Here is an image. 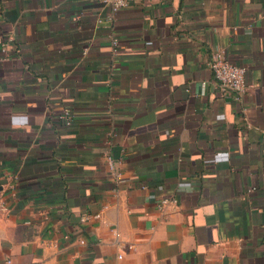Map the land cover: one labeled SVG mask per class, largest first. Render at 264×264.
<instances>
[{
	"label": "crops",
	"instance_id": "obj_1",
	"mask_svg": "<svg viewBox=\"0 0 264 264\" xmlns=\"http://www.w3.org/2000/svg\"><path fill=\"white\" fill-rule=\"evenodd\" d=\"M109 13L0 0V264H264V0Z\"/></svg>",
	"mask_w": 264,
	"mask_h": 264
},
{
	"label": "built area",
	"instance_id": "obj_2",
	"mask_svg": "<svg viewBox=\"0 0 264 264\" xmlns=\"http://www.w3.org/2000/svg\"><path fill=\"white\" fill-rule=\"evenodd\" d=\"M106 5L110 7V13L107 15V21L112 22L115 18L116 12L128 6L133 0H102ZM103 21V20H102ZM111 40L114 47V51H117L119 44L117 36L112 33ZM10 40H7L4 43V50L7 49ZM208 65L214 75V79L217 85L223 91H231L232 93L243 94L248 89V84L246 80L247 69L244 66L237 65L230 62L226 57V52L223 48L216 49L212 52ZM67 114V113H66ZM108 163L111 169L114 172V177L118 179L120 173L115 171V161L112 156H108ZM145 187V186H144ZM6 199L0 190V212H3L7 208ZM177 199L173 196H164L161 197L157 202L158 210L162 211L169 205H176ZM100 218L101 213L97 214H87L83 216L84 220L90 218ZM115 235H118L116 229H113ZM119 257H122V254H119Z\"/></svg>",
	"mask_w": 264,
	"mask_h": 264
}]
</instances>
